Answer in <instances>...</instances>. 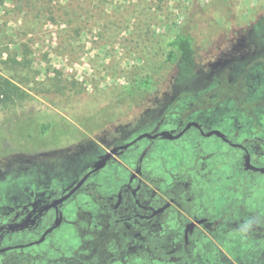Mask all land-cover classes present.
Segmentation results:
<instances>
[{
	"label": "flooded vegetation",
	"instance_id": "obj_1",
	"mask_svg": "<svg viewBox=\"0 0 264 264\" xmlns=\"http://www.w3.org/2000/svg\"><path fill=\"white\" fill-rule=\"evenodd\" d=\"M259 39L253 52L210 71L196 92L179 90L175 103L188 100L166 107L146 136L96 148L103 166L53 184L57 149L38 166L27 160L37 173L24 174L12 192L0 188V264H245L260 251L259 258L261 248L250 258L228 253L264 232L254 200L262 172L251 168L264 167ZM224 82L238 91L223 93Z\"/></svg>",
	"mask_w": 264,
	"mask_h": 264
},
{
	"label": "rangeland",
	"instance_id": "obj_2",
	"mask_svg": "<svg viewBox=\"0 0 264 264\" xmlns=\"http://www.w3.org/2000/svg\"><path fill=\"white\" fill-rule=\"evenodd\" d=\"M262 14L264 0H0V79L11 84L0 95V125L4 117L32 112L73 131L61 136L63 158L49 171L53 184L63 183L101 162L99 146L149 131L166 107L172 111L186 102L182 97L175 103L179 90L196 92L210 71L260 47L249 30ZM179 32L192 38L196 51L195 76L184 82L164 62L167 43ZM148 75L153 87L128 95ZM238 88L235 82L220 85L223 93ZM166 121L172 127L173 116ZM30 159L18 151L0 155V188L6 184L12 192L24 174H36ZM257 179L254 200L261 203L262 223L264 173ZM62 232L75 239L68 226ZM258 248L261 256L251 257ZM228 253L251 257L245 264L262 261L264 232L258 242Z\"/></svg>",
	"mask_w": 264,
	"mask_h": 264
},
{
	"label": "trees",
	"instance_id": "obj_3",
	"mask_svg": "<svg viewBox=\"0 0 264 264\" xmlns=\"http://www.w3.org/2000/svg\"><path fill=\"white\" fill-rule=\"evenodd\" d=\"M250 35L253 38H264V14L250 24ZM168 49L164 62L175 67L177 81H189L196 72V51L192 38L181 32L175 33L167 43ZM153 75L141 79L128 95L146 92L153 87ZM11 86L7 80L0 79V95L5 94ZM96 122V120H95ZM63 123L53 117H44L37 113H15L4 117L0 125V155L18 151L28 158L41 160L45 153L57 149L61 136L69 135ZM261 264H264V257Z\"/></svg>",
	"mask_w": 264,
	"mask_h": 264
},
{
	"label": "water",
	"instance_id": "obj_4",
	"mask_svg": "<svg viewBox=\"0 0 264 264\" xmlns=\"http://www.w3.org/2000/svg\"><path fill=\"white\" fill-rule=\"evenodd\" d=\"M191 125H196V123L195 122H192V123H190L189 125H187L177 136H179L180 134H182L187 128H189ZM214 133H218V134H220L221 135V132L220 131H214ZM147 135V133H142L140 136H138V138L137 139H140V138H142V137H144V136H146ZM176 137V136H175ZM135 140H133L132 142H130V143H133ZM129 143V144H130ZM129 144H127V145H122V146H120V147H115V148H113L110 152H108L107 153V155L105 156V159L107 158V157H109V155L111 154V153H113L116 149H118V148H125L126 146H128ZM104 162H105V160L101 163V164H99L98 166H97V168H99V167H101V166H103L104 165ZM97 168H95V169H97ZM251 168H253V169H255V170H258V171H261L262 173H264V167L263 168H256V167H253V166H251ZM84 179V178H83Z\"/></svg>",
	"mask_w": 264,
	"mask_h": 264
}]
</instances>
